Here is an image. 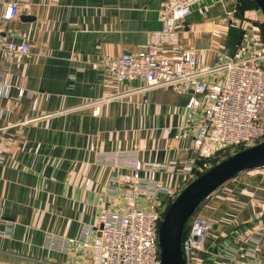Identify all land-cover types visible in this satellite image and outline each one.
Returning <instances> with one entry per match:
<instances>
[{
    "label": "crops",
    "instance_id": "crops-1",
    "mask_svg": "<svg viewBox=\"0 0 264 264\" xmlns=\"http://www.w3.org/2000/svg\"><path fill=\"white\" fill-rule=\"evenodd\" d=\"M19 1L30 9L0 22V38L27 41L32 54L20 64L0 62L10 71L9 92L0 94V264H86L83 227H92L90 241L99 214L123 206V186L112 176L136 159L172 163V173L143 175L176 196L189 182L186 160L211 167L217 147L193 152L203 110L187 107L189 92L116 84L87 63L134 52L162 28L165 0ZM239 3L203 0L180 24L178 39L198 52L199 64L222 66L244 42L264 52V39L244 17L261 10L249 3L237 15ZM163 49L174 57L169 46ZM113 152L124 161L120 167L103 160ZM197 212L212 225L194 264L264 263V167L229 179Z\"/></svg>",
    "mask_w": 264,
    "mask_h": 264
},
{
    "label": "built area",
    "instance_id": "built-area-1",
    "mask_svg": "<svg viewBox=\"0 0 264 264\" xmlns=\"http://www.w3.org/2000/svg\"><path fill=\"white\" fill-rule=\"evenodd\" d=\"M201 1L165 0L162 28L150 31L146 41L134 52L89 59L87 63L93 70L110 74L116 84L136 82V88L143 91L172 86L189 92L187 107L203 110L193 138V152L200 155L203 146L213 144L217 147L216 153L221 154L246 148L264 138V52H252L244 42L238 57L222 66L209 68L199 64L198 52L179 41L178 29L193 6ZM22 9L29 10L30 4L6 0L0 22L14 20ZM233 22L239 25L238 20ZM163 46H169L174 57L168 56ZM31 55L27 41L0 38V62L20 64ZM221 69L220 78L209 80L210 74ZM9 79L10 71L0 69V94H8ZM199 95L205 99L203 105ZM103 160L115 167L124 162L118 152ZM172 165L136 159L128 171L111 177L112 183L123 186V206L120 210L99 214L90 241L87 238L92 227H83L86 264H160L158 230L167 208L159 198L172 200L175 192L143 173H172ZM185 167L184 174L191 182L198 168L194 160H186ZM211 225L196 211L189 217L181 238L184 264H194L193 255L203 250Z\"/></svg>",
    "mask_w": 264,
    "mask_h": 264
},
{
    "label": "water",
    "instance_id": "water-1",
    "mask_svg": "<svg viewBox=\"0 0 264 264\" xmlns=\"http://www.w3.org/2000/svg\"><path fill=\"white\" fill-rule=\"evenodd\" d=\"M264 16V0H254ZM264 167V141L243 148L211 166L185 185L167 207L158 230L160 264H184L181 238L200 203L240 172Z\"/></svg>",
    "mask_w": 264,
    "mask_h": 264
},
{
    "label": "rangeland",
    "instance_id": "rangeland-1",
    "mask_svg": "<svg viewBox=\"0 0 264 264\" xmlns=\"http://www.w3.org/2000/svg\"><path fill=\"white\" fill-rule=\"evenodd\" d=\"M239 5L237 6V9H236V14L237 15H243L244 12H243V8L246 7L247 5H249V0H239ZM243 12V13H242ZM245 19H247V21L251 22L254 26L257 27V31H259V34L261 35V37L264 39V17L263 15L261 16L260 14H256V13H253L252 11H245V15H244ZM264 141V138L260 139V140H257L255 142H252L251 144H249L246 148L250 147V146H253V145H256V144H260ZM240 151V150H238ZM237 150H234V149H231V150H227L226 152L220 154V157L217 158V161L220 160V159H226L228 156L238 152ZM222 159V160H223ZM221 160V161H222ZM213 161V160H212ZM211 161V162H212ZM220 161H218L217 163H219ZM212 164V163H211ZM216 164V163H215ZM214 163L212 164L215 165ZM208 168L210 167H207V168H198L196 169L195 171V176L198 172H200L201 170H203L202 172H204L205 170H207ZM174 199V198H173ZM172 199V200H173ZM171 200V201H172Z\"/></svg>",
    "mask_w": 264,
    "mask_h": 264
},
{
    "label": "trees",
    "instance_id": "trees-1",
    "mask_svg": "<svg viewBox=\"0 0 264 264\" xmlns=\"http://www.w3.org/2000/svg\"><path fill=\"white\" fill-rule=\"evenodd\" d=\"M249 3H251L252 6L257 7L256 4L253 2V0H249ZM248 6H249V5H248ZM246 7H247V6H246ZM246 7L243 8V11L246 9ZM236 150L238 151V150H241V149H236ZM217 154H218V155L215 157V159H213L212 164H213V163L215 164V163H217L218 161H221V160L223 159V158H222V159H220V160L217 161V158L220 157V154H219V153H217ZM221 154H222V153H221ZM201 165H202V164H201ZM201 165H200V166H201ZM202 171H203V170H201L200 172H198V173L196 174V177H197L198 175H200V174L202 173ZM163 201H164V205H165L166 208H167V207L169 206V204L171 203V199H164ZM165 207H164V208H165ZM197 209H198V207H197L196 210H195L196 212H197Z\"/></svg>",
    "mask_w": 264,
    "mask_h": 264
}]
</instances>
